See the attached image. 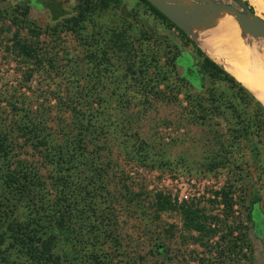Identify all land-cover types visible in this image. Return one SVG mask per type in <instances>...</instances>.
<instances>
[{
	"label": "rangeland",
	"instance_id": "rangeland-1",
	"mask_svg": "<svg viewBox=\"0 0 264 264\" xmlns=\"http://www.w3.org/2000/svg\"><path fill=\"white\" fill-rule=\"evenodd\" d=\"M52 1L48 7L46 0H27L31 23L26 26L25 23L14 25L10 22L14 16L18 17L17 22L21 19L22 0H0V119L3 127L12 133L11 137L16 138L15 153L20 159L40 167L42 174L47 173L40 153L25 144L15 129L14 111L7 99L30 116L46 119L44 133L50 137H59L56 133H60L61 126L75 120L77 112L74 115L73 110L89 112L92 129L101 131L97 141L101 146V160L111 164L107 184L101 190L105 195L101 201L112 202L117 215L118 240L121 241L115 251L111 242L104 245L111 264H134V260L138 264H196L190 260L195 255L190 250L194 249L200 257L208 256L197 245H182L179 230L173 237H168L165 227L171 223L180 227L181 217L175 211H165L160 214V220H155L150 201L156 191H163L178 201L199 199L200 205L215 213L217 209L211 210L205 199L212 198L213 191L227 179L235 180L240 189L233 194L234 212L238 217L247 218L248 239L253 248L252 264H264V147L258 158L248 144L230 139L227 122L216 117L203 121L196 116L195 112L199 111L195 107V98L199 89L180 86L175 74H170L167 63L171 43L178 44L189 57L194 54L191 44H183L174 28L167 29L161 20L148 14L140 0H121L114 9L97 12L106 23H119L122 16L137 13L144 28L158 32L157 37H150L137 49L135 56L142 65L148 63L146 79L152 90L160 91L157 96L149 94L146 99L134 86V79L126 72L124 64L116 63L104 77V84L98 82L101 79L94 76V66L87 63L76 33L58 31L57 22L74 13L76 0ZM215 1L236 4L234 0ZM247 1L253 7L251 0ZM16 29L24 37H30V29L40 30L39 45L52 51L57 60V73L36 74L27 80L23 64L7 50ZM257 40L260 47L264 46L263 38L257 37ZM198 45L206 52L201 41ZM74 68L81 70V77L72 73ZM209 84L206 79L204 89ZM81 85H96L102 97L95 95L90 104L78 93ZM187 90H191L190 94ZM188 97H192L191 100ZM139 144L146 148L141 152L149 156L147 165L132 156ZM89 146L93 147L92 143ZM214 158L225 164L209 166ZM125 189L131 190L130 196L124 195ZM138 193L143 194L137 196ZM54 194L50 188L49 197ZM20 211V215L28 217L25 207ZM74 227H79L78 221ZM73 235L70 227L59 232L57 251L62 256L61 264H69L64 252L75 255L84 247H87L85 252L93 248L88 241L75 244ZM163 243L164 248H155L156 244Z\"/></svg>",
	"mask_w": 264,
	"mask_h": 264
},
{
	"label": "trees",
	"instance_id": "trees-1",
	"mask_svg": "<svg viewBox=\"0 0 264 264\" xmlns=\"http://www.w3.org/2000/svg\"><path fill=\"white\" fill-rule=\"evenodd\" d=\"M120 1L76 0L74 13L57 22L58 31L76 33L87 63L94 66V76L101 79L98 81L100 84H104V77L114 65L120 63L125 65L126 72L134 79V86L146 99L152 94L157 96L160 91L152 90L146 79L148 63L142 65L135 57L137 49L145 41L157 37L156 29L149 31L144 28L137 13H130V17L122 16L119 23H106L98 16L97 12L110 11L119 6ZM140 1L148 14L161 20L167 29L174 28L182 43H190L194 49V54L189 57L178 44L171 43L167 63L170 74H175L180 86L199 89L195 98V107L199 111L195 112L196 116L203 121L216 117L227 122L230 139L245 142L260 158L264 147V105L223 64L210 58L158 9L147 0ZM235 1L254 12L247 0ZM46 2L48 7L53 3L52 0ZM19 12L21 19L17 22L18 17L14 16L10 22L29 26L27 0H22ZM30 32V37H24L16 29L10 38L8 52L23 64V73L28 81L36 74L57 73V60L52 51L39 45L40 30L30 29ZM80 72L74 68L72 73L81 77ZM206 79L210 84L204 89ZM77 90L90 104L94 102L95 95L102 97L96 85H81ZM187 91L190 94L191 90ZM191 98L188 97L189 100ZM7 102L14 111L15 129L25 144L40 153L47 173L42 174L40 167L20 159L15 153L18 147L16 138L11 137L12 133L3 127L0 119V264H61L62 256L57 251L59 232L63 233L69 227L74 232L75 244L88 241L87 244L93 246L86 252L87 247H84L75 255L64 252L69 264H111L104 245L111 242L115 251L121 246V241L118 240L117 215L112 202L101 201V197H105L101 190L107 184L108 166L111 164L101 160V146L97 143L101 131L92 129V114L73 110L72 114L77 112L75 120L70 125L61 126L60 133H56L59 137H50L44 133L46 119L30 116L16 103L9 99ZM90 143L93 147L89 146ZM141 151H146V148L139 144L132 156L147 165L149 156ZM222 164L225 163L214 158L208 165L218 167ZM50 188L55 192L51 198ZM238 190L236 181L227 179L213 191L212 198L205 200L211 210L217 209L215 213L208 212L205 206L200 205L199 199L178 201L163 191L153 194L150 207L155 220H160V214L165 211H175L180 215L181 226L171 223L165 230L168 237H173L179 230L182 245H197L205 255L208 253V256L200 257L195 249L190 250L195 253L190 260L196 264H252L253 248L248 239L247 218L238 217L234 212L233 194ZM124 195L130 196L131 190L125 189ZM24 207L27 218L20 215V208ZM77 221L79 227H74ZM161 246L164 248V243L156 244L155 248ZM137 262L133 261L134 264Z\"/></svg>",
	"mask_w": 264,
	"mask_h": 264
},
{
	"label": "bare ground",
	"instance_id": "bare-ground-1",
	"mask_svg": "<svg viewBox=\"0 0 264 264\" xmlns=\"http://www.w3.org/2000/svg\"><path fill=\"white\" fill-rule=\"evenodd\" d=\"M169 1L182 9L194 6L190 0ZM251 2L256 15L264 19L263 0ZM187 28L202 42L207 55L223 64L264 105V46H259L257 37L245 32L231 13L220 14L204 24L190 23Z\"/></svg>",
	"mask_w": 264,
	"mask_h": 264
},
{
	"label": "water",
	"instance_id": "water-1",
	"mask_svg": "<svg viewBox=\"0 0 264 264\" xmlns=\"http://www.w3.org/2000/svg\"><path fill=\"white\" fill-rule=\"evenodd\" d=\"M147 1L165 15L179 29L186 33L197 45L200 41L190 34L187 28L188 25L191 22L204 24L209 22L213 17L224 13L233 14L234 20L245 32L250 33L254 37L264 39V19L256 15L255 11L252 12L250 9L245 8L235 0L236 4L215 0H190L194 3V6L189 9H182L170 3L169 0ZM198 47L200 46L198 45Z\"/></svg>",
	"mask_w": 264,
	"mask_h": 264
}]
</instances>
